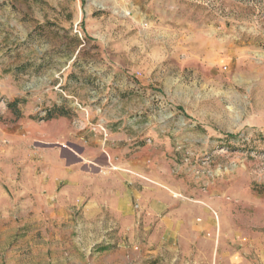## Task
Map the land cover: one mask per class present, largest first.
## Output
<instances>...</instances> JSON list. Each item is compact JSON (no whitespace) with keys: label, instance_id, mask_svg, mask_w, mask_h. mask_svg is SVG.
<instances>
[{"label":"rangeland","instance_id":"rangeland-1","mask_svg":"<svg viewBox=\"0 0 264 264\" xmlns=\"http://www.w3.org/2000/svg\"><path fill=\"white\" fill-rule=\"evenodd\" d=\"M152 192L264 264V0H0V264H179Z\"/></svg>","mask_w":264,"mask_h":264},{"label":"crops","instance_id":"crops-1","mask_svg":"<svg viewBox=\"0 0 264 264\" xmlns=\"http://www.w3.org/2000/svg\"><path fill=\"white\" fill-rule=\"evenodd\" d=\"M136 157L135 154L117 162L115 154L108 152L106 160H109L113 165L119 163L120 167H95V171L98 173L95 178H106L109 181L107 203L111 204L113 208L116 205L118 214L123 216L132 213L130 207L133 192L131 173L135 172L141 175L145 171V167ZM141 182L139 181V183ZM143 188L146 193L145 187ZM154 195L155 197H153ZM139 196H143L141 191ZM172 200L170 195L161 199L156 197L155 192H152V206L159 209L158 214H161L163 235L168 240L172 239V246L174 245L177 250L179 264H212L211 256L208 255L210 249L205 248V245H212L214 241V236L206 234L213 224L210 210L206 206L200 205L197 208L198 211L192 213L188 211L186 203H180L178 210L171 211L169 207L175 202ZM95 205H98L96 198ZM119 205H123L122 210ZM196 217H200L201 221H197Z\"/></svg>","mask_w":264,"mask_h":264},{"label":"trees","instance_id":"trees-1","mask_svg":"<svg viewBox=\"0 0 264 264\" xmlns=\"http://www.w3.org/2000/svg\"><path fill=\"white\" fill-rule=\"evenodd\" d=\"M17 104H18V101H17V100L10 101V102L7 103L8 107H9L10 109H12V110H14V108H16ZM51 111H52V110H49V111H48L49 114H48V116H47L45 119H51V118L54 116V114H52ZM59 115H65V112L61 110V111L59 112Z\"/></svg>","mask_w":264,"mask_h":264}]
</instances>
